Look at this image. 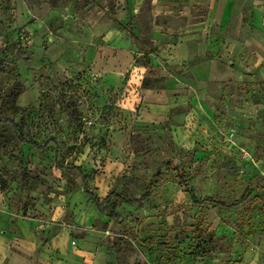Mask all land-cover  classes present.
<instances>
[{
	"label": "rangeland",
	"instance_id": "rangeland-1",
	"mask_svg": "<svg viewBox=\"0 0 264 264\" xmlns=\"http://www.w3.org/2000/svg\"><path fill=\"white\" fill-rule=\"evenodd\" d=\"M0 248L264 264V0H0Z\"/></svg>",
	"mask_w": 264,
	"mask_h": 264
},
{
	"label": "trees",
	"instance_id": "trees-1",
	"mask_svg": "<svg viewBox=\"0 0 264 264\" xmlns=\"http://www.w3.org/2000/svg\"><path fill=\"white\" fill-rule=\"evenodd\" d=\"M5 123L9 124L10 128L12 129L13 133L15 134V137L16 139L21 142V143H26L36 149H43L44 147L43 146H40L38 145L37 143L35 142H31V141H26L25 139H23L21 137V135L18 133L17 131V127L15 125V123H13L11 120H5L4 121ZM166 170H169V171H173L176 173V177L178 178V181H179V184L180 186H182L183 188H185L186 186V179H185V174L183 173V171L178 167V166H174V165H171L170 163H166L164 164L163 166ZM74 169H76L79 173H80V169H78L77 167H74ZM81 174V173H80ZM161 176V169H158L155 174L153 175V178L151 180V182L147 185V187L145 188L144 192L136 199L132 200V199H127V198H124L122 196H120L119 194H116V193H110L108 194L104 199H103V202L104 204H108L111 199H116L118 201H121V202H126V203H131V202H135V201H141L143 199H147L149 196H150V193H151V190L153 189V187L155 186V184L157 183L158 179L160 178ZM83 190H84V193L85 195L87 196V198L95 205V206H98L99 205V200L98 198L93 195L87 188L86 186L84 185L83 187ZM243 199H240V201L236 202V203H231V204H225L223 202H216L215 204L217 206H220V207H227V208H231L233 206H235L236 204H239Z\"/></svg>",
	"mask_w": 264,
	"mask_h": 264
},
{
	"label": "crops",
	"instance_id": "crops-1",
	"mask_svg": "<svg viewBox=\"0 0 264 264\" xmlns=\"http://www.w3.org/2000/svg\"><path fill=\"white\" fill-rule=\"evenodd\" d=\"M4 245V244H3ZM3 245L1 247H3ZM1 249V248H0ZM3 252V248L1 249ZM1 250H0V254H1ZM2 257H0V261H1Z\"/></svg>",
	"mask_w": 264,
	"mask_h": 264
}]
</instances>
